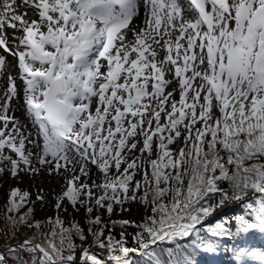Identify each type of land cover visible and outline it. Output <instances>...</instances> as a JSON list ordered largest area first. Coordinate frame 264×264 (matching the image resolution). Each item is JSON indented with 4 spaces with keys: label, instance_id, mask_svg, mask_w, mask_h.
Instances as JSON below:
<instances>
[{
    "label": "snow or ice",
    "instance_id": "obj_1",
    "mask_svg": "<svg viewBox=\"0 0 264 264\" xmlns=\"http://www.w3.org/2000/svg\"><path fill=\"white\" fill-rule=\"evenodd\" d=\"M0 51V179L63 181L43 220L28 207L45 203L42 188L35 200L6 192V234L49 227L44 243L18 246L38 264H76L73 236L79 264H135L132 254L194 264L189 247L215 253V238L264 234V0H0ZM17 80L31 130L9 115ZM245 198L235 233L225 219L201 236L217 209ZM131 203L148 213L142 223L93 215ZM69 206L84 210L87 232L65 226ZM89 236L99 252L83 247ZM161 243L175 250L155 253ZM234 258L264 264V250L237 247Z\"/></svg>",
    "mask_w": 264,
    "mask_h": 264
},
{
    "label": "trees",
    "instance_id": "obj_2",
    "mask_svg": "<svg viewBox=\"0 0 264 264\" xmlns=\"http://www.w3.org/2000/svg\"><path fill=\"white\" fill-rule=\"evenodd\" d=\"M251 202L248 198L241 201H232L227 203L226 209L225 206L222 209H217L212 216L208 217L203 224L200 226L201 228V236H204L206 239H213L208 235L204 229L208 227L215 226L216 223H220L227 219L226 227L230 229L231 232L235 233V221L230 220L229 216L233 215H244L245 214V202ZM139 204V203H135ZM140 205V204H139ZM144 209V208H143ZM5 211V207L1 210L0 213V264H38L37 262V255L30 254V248L25 247L21 251L18 247L23 244V242L27 239H31L33 244H42L45 242V235L49 232V227H43L39 232L37 230L32 229H21L19 230L16 235L14 236L12 233H7L4 228V221L2 219L3 214ZM23 211H27L25 208ZM84 212V210H83ZM99 213L94 212L93 215H97ZM107 214V213H106ZM148 214L145 212L141 215V218L136 223H142L144 216ZM65 221V226L68 227L71 223L76 222L79 223L81 227L85 229L87 232V220H86V213L84 212V216L81 219L70 215L68 217L62 216ZM106 219H102V222L105 224H110L111 221H119V220H127L125 217H119L116 219L111 218L108 214ZM246 218H250L247 217ZM111 230V235L114 236L116 239H120V232L122 229L117 226ZM136 229L133 227L126 228V239H127V246L132 247L134 246V241L132 236L135 234ZM109 232L105 231V235L107 236ZM192 239L194 238H185V240L180 241L179 243L181 246L184 244H188L189 246L192 243ZM219 247L215 253H205L202 250H193L189 247V252L191 253V258L194 261V264H229L231 262L229 258V251L232 250L234 254V250L237 247H247L252 250L261 251L264 250V234L258 232H252L246 234L242 237H236L233 239L228 238L227 236L223 238H215ZM74 242L78 245L77 249L74 252L75 262L79 264L80 261V253L82 252V248L79 247L81 242L75 236H73ZM92 245V238L91 236L88 237V240L84 242L83 247L89 248ZM176 245L174 243H161L155 246V253L161 254L167 253L169 249L175 250ZM98 250L95 247H90V249ZM93 252V251H92ZM106 255V253H105ZM102 258V257H101ZM166 259V255L163 256ZM132 259L135 264H142L140 257L136 254H132ZM255 264L254 261H250V264Z\"/></svg>",
    "mask_w": 264,
    "mask_h": 264
},
{
    "label": "rangeland",
    "instance_id": "obj_3",
    "mask_svg": "<svg viewBox=\"0 0 264 264\" xmlns=\"http://www.w3.org/2000/svg\"><path fill=\"white\" fill-rule=\"evenodd\" d=\"M143 11V9H141ZM143 22V16L141 15L136 19V25H141ZM9 34H11V30H9ZM131 35V34H130ZM2 51H0V55H2ZM15 60L12 57H7V72L11 73L13 76H17L18 71L15 66ZM7 87V73L4 78H0V95H3L4 90ZM22 87L23 84L21 81L17 80V88L18 91H20V97L17 99H14L11 103V108L9 109V115H15L16 118H18L22 123L27 124L29 127V130H31V125L29 121L25 119L24 112L22 109ZM171 90V89H169ZM178 98V97H177ZM11 127V125H9ZM10 187H19L22 191H29L31 193V199H36V190L37 188H42L44 190V196H45V203L41 204L39 201H37L35 204H29L28 207H32L34 209V216L38 220H43L48 217H52L55 215V209H54V196L57 193H60L63 187V181L59 180L55 177H48L46 174L42 175L39 178L30 179L27 176H22V179L17 182L14 179H11L8 176L3 177L0 179V213L5 205V196L6 192L9 190ZM126 208H129L130 211H121L119 206H116L113 210V213L111 214V218H121L125 217L127 220L137 222L141 218V215L144 213V207L143 205L131 203L125 205ZM226 209V206L225 208ZM70 215H73L76 218L81 219L84 216L83 209H81L80 212H74L72 208L68 207L67 213H62V216L68 217ZM102 217V219H106L107 214L103 210L99 213ZM229 221L233 220V215L229 216ZM114 231L113 229H111ZM108 232V230H106ZM91 251L99 252V250L90 249ZM101 257H105V253L101 254Z\"/></svg>",
    "mask_w": 264,
    "mask_h": 264
},
{
    "label": "bare ground",
    "instance_id": "obj_4",
    "mask_svg": "<svg viewBox=\"0 0 264 264\" xmlns=\"http://www.w3.org/2000/svg\"><path fill=\"white\" fill-rule=\"evenodd\" d=\"M136 23V19L134 20V24Z\"/></svg>",
    "mask_w": 264,
    "mask_h": 264
}]
</instances>
